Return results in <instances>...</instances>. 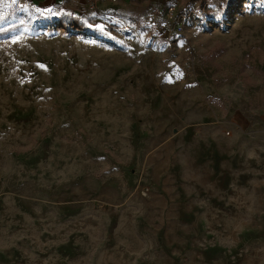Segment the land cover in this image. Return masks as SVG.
<instances>
[{"label":"rangeland","instance_id":"374dc122","mask_svg":"<svg viewBox=\"0 0 264 264\" xmlns=\"http://www.w3.org/2000/svg\"><path fill=\"white\" fill-rule=\"evenodd\" d=\"M5 28L0 264H264V0H0Z\"/></svg>","mask_w":264,"mask_h":264},{"label":"built area","instance_id":"2783aa9c","mask_svg":"<svg viewBox=\"0 0 264 264\" xmlns=\"http://www.w3.org/2000/svg\"><path fill=\"white\" fill-rule=\"evenodd\" d=\"M117 0H85L89 8H96L101 2L116 3Z\"/></svg>","mask_w":264,"mask_h":264},{"label":"trees","instance_id":"16d2710c","mask_svg":"<svg viewBox=\"0 0 264 264\" xmlns=\"http://www.w3.org/2000/svg\"><path fill=\"white\" fill-rule=\"evenodd\" d=\"M47 22H50V19L49 18H44ZM9 31H11L10 30V28H5V29H3V30H0V36L1 35H5V34H7Z\"/></svg>","mask_w":264,"mask_h":264},{"label":"snow or ice","instance_id":"6c2138e0","mask_svg":"<svg viewBox=\"0 0 264 264\" xmlns=\"http://www.w3.org/2000/svg\"><path fill=\"white\" fill-rule=\"evenodd\" d=\"M98 28H103V25H97Z\"/></svg>","mask_w":264,"mask_h":264}]
</instances>
